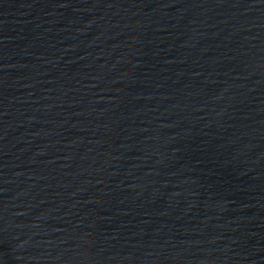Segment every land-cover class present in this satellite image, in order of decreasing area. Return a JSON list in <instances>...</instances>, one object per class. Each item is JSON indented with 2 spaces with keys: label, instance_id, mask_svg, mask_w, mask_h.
Returning <instances> with one entry per match:
<instances>
[{
  "label": "water",
  "instance_id": "1",
  "mask_svg": "<svg viewBox=\"0 0 264 264\" xmlns=\"http://www.w3.org/2000/svg\"><path fill=\"white\" fill-rule=\"evenodd\" d=\"M0 264H264V0H0Z\"/></svg>",
  "mask_w": 264,
  "mask_h": 264
}]
</instances>
